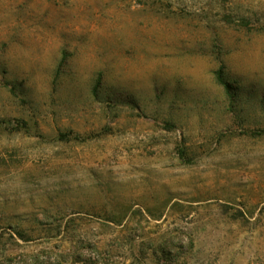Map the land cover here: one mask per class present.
<instances>
[{
    "label": "rangeland",
    "instance_id": "obj_1",
    "mask_svg": "<svg viewBox=\"0 0 264 264\" xmlns=\"http://www.w3.org/2000/svg\"><path fill=\"white\" fill-rule=\"evenodd\" d=\"M0 264H264V0H0Z\"/></svg>",
    "mask_w": 264,
    "mask_h": 264
},
{
    "label": "trees",
    "instance_id": "obj_2",
    "mask_svg": "<svg viewBox=\"0 0 264 264\" xmlns=\"http://www.w3.org/2000/svg\"><path fill=\"white\" fill-rule=\"evenodd\" d=\"M216 79H217L216 81H217V83H219V85L225 87V89H228V84L223 82L222 77L220 75V72L217 74V78Z\"/></svg>",
    "mask_w": 264,
    "mask_h": 264
}]
</instances>
